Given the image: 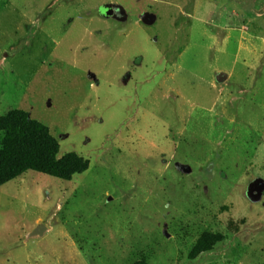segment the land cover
Wrapping results in <instances>:
<instances>
[{
  "label": "rangeland",
  "instance_id": "rangeland-1",
  "mask_svg": "<svg viewBox=\"0 0 264 264\" xmlns=\"http://www.w3.org/2000/svg\"><path fill=\"white\" fill-rule=\"evenodd\" d=\"M14 109L89 167L0 187V264H264V0H0Z\"/></svg>",
  "mask_w": 264,
  "mask_h": 264
},
{
  "label": "trees",
  "instance_id": "trees-1",
  "mask_svg": "<svg viewBox=\"0 0 264 264\" xmlns=\"http://www.w3.org/2000/svg\"><path fill=\"white\" fill-rule=\"evenodd\" d=\"M0 187L28 171L69 182L88 170V160L74 152L59 156V144L42 123L19 109L0 116ZM223 240L221 233L205 231L188 254L193 260ZM134 264H148L144 257Z\"/></svg>",
  "mask_w": 264,
  "mask_h": 264
},
{
  "label": "water",
  "instance_id": "water-1",
  "mask_svg": "<svg viewBox=\"0 0 264 264\" xmlns=\"http://www.w3.org/2000/svg\"><path fill=\"white\" fill-rule=\"evenodd\" d=\"M264 190V182H262L261 180H256L254 181L249 189H248V196L250 198V200L252 202H257L260 200L261 198V194L262 191ZM255 194H253V192H255ZM46 231V228L43 227L42 225H38L30 234V237H34V236H43L44 232Z\"/></svg>",
  "mask_w": 264,
  "mask_h": 264
}]
</instances>
